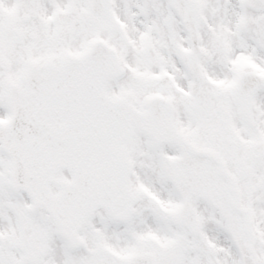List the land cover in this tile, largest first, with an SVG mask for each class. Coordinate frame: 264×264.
<instances>
[{
    "label": "snow or ice",
    "instance_id": "1",
    "mask_svg": "<svg viewBox=\"0 0 264 264\" xmlns=\"http://www.w3.org/2000/svg\"><path fill=\"white\" fill-rule=\"evenodd\" d=\"M0 264H264V0H0Z\"/></svg>",
    "mask_w": 264,
    "mask_h": 264
}]
</instances>
